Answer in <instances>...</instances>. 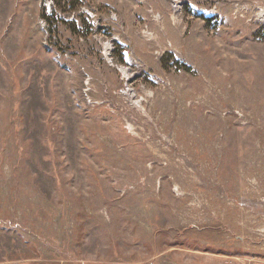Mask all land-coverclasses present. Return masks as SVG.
Masks as SVG:
<instances>
[{
	"label": "rangeland",
	"instance_id": "rangeland-1",
	"mask_svg": "<svg viewBox=\"0 0 264 264\" xmlns=\"http://www.w3.org/2000/svg\"><path fill=\"white\" fill-rule=\"evenodd\" d=\"M0 264H264V0H0Z\"/></svg>",
	"mask_w": 264,
	"mask_h": 264
}]
</instances>
